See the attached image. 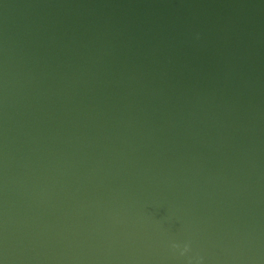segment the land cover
Wrapping results in <instances>:
<instances>
[{
	"label": "water",
	"instance_id": "1",
	"mask_svg": "<svg viewBox=\"0 0 264 264\" xmlns=\"http://www.w3.org/2000/svg\"><path fill=\"white\" fill-rule=\"evenodd\" d=\"M0 264H264V0H0Z\"/></svg>",
	"mask_w": 264,
	"mask_h": 264
}]
</instances>
